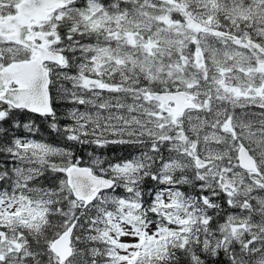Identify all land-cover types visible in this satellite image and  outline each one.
Wrapping results in <instances>:
<instances>
[{
  "label": "snow or ice",
  "instance_id": "6c2138e0",
  "mask_svg": "<svg viewBox=\"0 0 264 264\" xmlns=\"http://www.w3.org/2000/svg\"><path fill=\"white\" fill-rule=\"evenodd\" d=\"M0 264H264V0H0Z\"/></svg>",
  "mask_w": 264,
  "mask_h": 264
},
{
  "label": "trees",
  "instance_id": "16d2710c",
  "mask_svg": "<svg viewBox=\"0 0 264 264\" xmlns=\"http://www.w3.org/2000/svg\"><path fill=\"white\" fill-rule=\"evenodd\" d=\"M30 115L31 114L21 113V114H19L18 118L21 120L27 121ZM35 119L37 120V123H39V118H35ZM18 135L24 136L25 133L23 131H20V132H18ZM41 136H43V138L46 140L50 138L49 132L46 130H43V129H42L41 133H39L36 136V138L39 139ZM111 149H109V151H103V154L105 156H110L112 158L123 157V156H126L128 154L127 146L117 145L116 151L111 150ZM92 150L93 149H91V148L87 149V151H92ZM87 151L81 149L78 151V155L83 156L85 159H87Z\"/></svg>",
  "mask_w": 264,
  "mask_h": 264
},
{
  "label": "flooded vegetation",
  "instance_id": "af4514ba",
  "mask_svg": "<svg viewBox=\"0 0 264 264\" xmlns=\"http://www.w3.org/2000/svg\"><path fill=\"white\" fill-rule=\"evenodd\" d=\"M111 148H112V149H111ZM109 149L116 151V150H117V145L109 146L108 148H106V149H104V150H102V151H109Z\"/></svg>",
  "mask_w": 264,
  "mask_h": 264
}]
</instances>
